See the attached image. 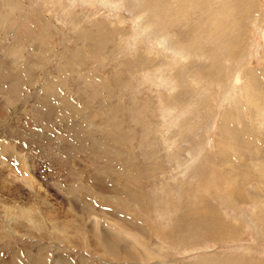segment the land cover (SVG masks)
Masks as SVG:
<instances>
[{"label":"rangeland","instance_id":"obj_1","mask_svg":"<svg viewBox=\"0 0 264 264\" xmlns=\"http://www.w3.org/2000/svg\"><path fill=\"white\" fill-rule=\"evenodd\" d=\"M239 5L0 0V264H264V0Z\"/></svg>","mask_w":264,"mask_h":264},{"label":"bare ground","instance_id":"obj_2","mask_svg":"<svg viewBox=\"0 0 264 264\" xmlns=\"http://www.w3.org/2000/svg\"><path fill=\"white\" fill-rule=\"evenodd\" d=\"M234 2H235V4L237 5L238 4V2H240V4L241 5H239V7L240 8H242L243 9V11H244V17H242L241 19V21H238V25H242L243 26V24H244V19H246L247 18V16H248V14H250V13H252L253 11V3L255 2V0H234ZM240 13V12H239ZM241 15V14H240ZM239 37V36H238ZM235 39V38H234ZM235 42H238V39H237V37H236V39H235ZM49 81V80H48ZM57 84V83H56ZM49 85V84H48ZM53 85V84H52ZM13 147V149L15 148V149H17L18 150V148H17V144L15 145V143H13L12 144V142H9L8 141V139H0V148H1V150H3L2 152H0V164H1V166L3 165V164H5V162H6V160H8L7 158H9V156H7V158H6V154H5V156L2 154L3 152H4V150H6V149H8V148H10V147ZM0 150V151H1ZM6 152V151H5ZM9 153V152H8ZM11 154V153H10ZM26 159V158H25ZM28 160V159H27ZM9 161V160H8ZM26 162V161H25ZM19 163V162H18ZM17 163V164H18ZM15 165V164H14ZM24 165H26L25 163H24ZM21 166H23V165H21ZM28 166H31V165H28ZM24 167V166H23ZM30 168V167H29ZM2 169V168H1ZM16 169V168H15ZM23 169V168H22ZM25 169V168H24ZM2 170H0V172H1ZM21 171V170H20ZM11 173H13L12 171H10ZM29 173H30V171H29ZM32 174H34V173H32ZM24 175V174H23ZM22 175V176H23ZM27 176V175H26ZM17 177H18V175H17ZM35 177V176H34ZM29 179H30V177H29ZM23 181V180H22ZM27 182V181H26ZM24 183V182H23ZM36 184V183H35ZM39 184H37V185H35V186H38ZM40 186V185H39ZM1 187V186H0ZM4 187V186H3ZM27 187V186H26ZM41 189V188H40ZM33 191V190H32ZM9 192V191H8ZM128 192V191H127ZM35 193V192H34ZM41 198V197H40ZM54 214V213H53ZM43 215V214H42ZM210 217V216H209ZM216 218V217H215ZM212 222V221H211ZM227 233V232H226ZM113 241V240H112Z\"/></svg>","mask_w":264,"mask_h":264}]
</instances>
